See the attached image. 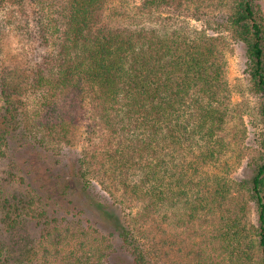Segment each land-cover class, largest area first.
<instances>
[{
	"label": "trees",
	"instance_id": "1",
	"mask_svg": "<svg viewBox=\"0 0 264 264\" xmlns=\"http://www.w3.org/2000/svg\"><path fill=\"white\" fill-rule=\"evenodd\" d=\"M112 2L0 0V17L33 22L28 48L0 72V161L12 142L28 146L51 182L18 174V162L0 182V264H156L144 227L158 222L177 238L164 264H264L262 0H141L122 12ZM225 35L244 46L263 100L248 179L210 172L231 148ZM80 128L85 144L67 163ZM135 206L121 226L102 223ZM198 223L204 239L181 250V228ZM31 224L39 238L23 244Z\"/></svg>",
	"mask_w": 264,
	"mask_h": 264
},
{
	"label": "rangeland",
	"instance_id": "2",
	"mask_svg": "<svg viewBox=\"0 0 264 264\" xmlns=\"http://www.w3.org/2000/svg\"><path fill=\"white\" fill-rule=\"evenodd\" d=\"M141 0H113L110 9L119 11L133 10ZM264 9V0H262ZM191 26L195 28H204L202 21L189 19ZM33 22L21 15L11 16L8 13L0 17V72L3 68H8L19 60L30 43V28ZM223 41V51L227 62V79L230 88L231 102V123L228 130V140L231 142V148L224 159L215 167H211L210 172L219 174L226 179L250 178L252 167L260 154V142L262 138V122L260 116V108L263 103L260 95L252 91V85L247 73V63L245 58V49L242 44L236 43L228 35ZM84 131L80 128L76 131L71 146L64 148V161L73 162L74 158L82 150L84 146ZM66 145V144H65ZM18 162L22 172L18 174L31 173L34 177L41 179L40 184L44 185L47 190L51 189V182L46 179L44 171L45 163L41 158L37 157L34 149L19 148L15 142L10 144V148L6 152L5 157L0 161V182L7 176L12 165ZM15 171V170H14ZM18 178V177H17ZM19 179V178H18ZM42 182V183H41ZM234 192L239 194L234 188ZM119 218L102 215V223L108 227H118L124 223L126 214H134L138 211V207L117 209ZM255 211L250 212V219L255 221ZM126 216V217H125ZM148 223L144 229L150 234L151 240L156 241L157 250L154 256L156 264H164L168 261L165 254L168 250V243L177 239L175 229L170 228L165 223L158 222V225L152 226ZM202 224L198 223L191 230L181 228V250L185 251V247L200 242L204 239L205 227L201 230ZM204 232V233H203ZM24 237L23 244L30 243L32 240L39 238V228L31 224L21 234ZM18 236H10L7 234L6 239L12 242ZM30 237L33 238L30 240ZM200 238V239H198ZM166 245V247H165ZM161 248V249H160ZM167 248V249H166ZM159 252V253H158Z\"/></svg>",
	"mask_w": 264,
	"mask_h": 264
}]
</instances>
